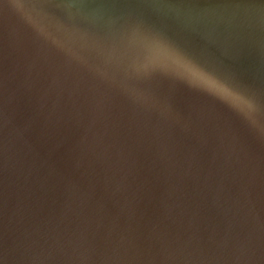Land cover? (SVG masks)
Returning a JSON list of instances; mask_svg holds the SVG:
<instances>
[{"label":"water","instance_id":"obj_1","mask_svg":"<svg viewBox=\"0 0 264 264\" xmlns=\"http://www.w3.org/2000/svg\"><path fill=\"white\" fill-rule=\"evenodd\" d=\"M0 264H264V0H0Z\"/></svg>","mask_w":264,"mask_h":264},{"label":"snow or ice","instance_id":"obj_2","mask_svg":"<svg viewBox=\"0 0 264 264\" xmlns=\"http://www.w3.org/2000/svg\"><path fill=\"white\" fill-rule=\"evenodd\" d=\"M181 74L189 76L204 92L227 102L235 109L242 110L248 104V100L236 95L229 85L207 75L198 68L184 66V71Z\"/></svg>","mask_w":264,"mask_h":264},{"label":"clouds","instance_id":"obj_3","mask_svg":"<svg viewBox=\"0 0 264 264\" xmlns=\"http://www.w3.org/2000/svg\"><path fill=\"white\" fill-rule=\"evenodd\" d=\"M171 74H173V75H175L176 77H178L179 79L185 81L189 86L194 87V88L201 89V88L199 87V85H197L196 83H194V82L190 79L189 76L184 75V74H175V73H171ZM201 90H202V89H201ZM221 101H223V100H221ZM224 102H225V101H224ZM254 108H255L254 104H253L250 100H248V104H247L242 110L247 109L249 112H251V111L254 110Z\"/></svg>","mask_w":264,"mask_h":264}]
</instances>
